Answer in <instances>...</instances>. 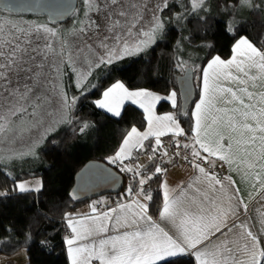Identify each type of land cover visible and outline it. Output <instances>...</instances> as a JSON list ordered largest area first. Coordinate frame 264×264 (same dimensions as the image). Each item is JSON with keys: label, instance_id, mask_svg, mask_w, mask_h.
<instances>
[{"label": "snow or ice", "instance_id": "6c2138e0", "mask_svg": "<svg viewBox=\"0 0 264 264\" xmlns=\"http://www.w3.org/2000/svg\"><path fill=\"white\" fill-rule=\"evenodd\" d=\"M84 3L87 6L85 16L88 22L79 27V33L89 47L95 44L105 50L107 55L100 57V63H111L116 58L142 51L154 42L157 33L163 29L162 20L154 15L150 29L139 33L143 39L132 45L125 39L126 33L136 26L133 15L136 5L131 0H84ZM203 3L204 0H191L192 10L201 9ZM0 6L9 12L14 7L11 0H0ZM163 6L167 7V0H164ZM157 10L163 11V8L158 7ZM93 11L97 14L95 19L88 15ZM226 27L232 30L230 25ZM56 35L55 28L48 24L29 25L0 19V134L8 131L16 122L39 123L47 102L51 73H59V64L53 58L59 56L62 59L65 55L63 45L59 52L54 47L52 38ZM233 53L232 59L228 61L219 56L214 57L207 68L213 69L215 66L219 69L212 73V79L219 80L224 69H231L235 65L234 72H224V78L234 83L235 88L217 87L210 83L209 72L203 70L201 96L193 113V140L208 155H202L200 149L193 147L191 155L196 162L192 166L197 171V177L191 184L178 191L170 190L166 182L162 184L163 202L158 220H153L148 214L146 202L152 200V194L144 189V185L166 169L157 165L148 173L146 166L136 165L132 168L124 165V160L130 156V146L142 150L144 146L141 141L149 136L156 138L155 146L150 148L149 159L154 161L158 154L167 156L166 150L160 153V137L169 129H172V135L179 137L185 135L184 130L179 127L174 114H155V105L162 97L147 89L129 90L123 83L117 82L103 92L102 99L95 101L97 108L105 109L114 116L120 115L125 100L139 103L146 114L148 130L141 133L133 127L123 140L120 150L109 158V163L121 166L122 171L140 177L138 190L134 194L131 188L128 190L130 197L134 195L137 198L138 211L131 216L113 217L110 213L116 212V209H111L102 213L98 222L91 224L82 223L70 214H65L67 227L71 230L65 238L71 264H92L93 260L99 261V264H186L184 257H194L195 264H264V247L260 245L248 221L231 223L239 219L242 209L247 210V204L235 187V182L230 176L218 177L204 166L213 165L214 161L209 159L213 156L231 163L232 154L225 153V145L220 142L213 148L198 139L203 128L223 118L212 113L215 107L217 113L225 112L227 128L235 131L239 125V128L248 132L260 133L259 139L264 142V50L258 49L247 37H241L234 44ZM178 64L184 66L182 61H178ZM78 87L83 88L79 83ZM176 97V91H171L163 99L176 108ZM218 99L223 104L238 102L242 106V110H235L239 112V118L227 115L225 109L216 103ZM63 100L65 104L75 103V98L69 101L64 96ZM86 128L87 124H84L79 131L82 133ZM256 139L257 136L252 135L249 143H254ZM189 147V144L176 143L177 149ZM42 187L39 180L35 181V185L14 180L11 190L18 193L39 192ZM190 189H194L198 195L189 196ZM8 194L0 191V196ZM72 198H76L74 193ZM92 211H96L95 207ZM109 221L114 222L118 234L98 241L90 240L94 235L107 233L109 229L106 222ZM120 228L131 230L119 232Z\"/></svg>", "mask_w": 264, "mask_h": 264}, {"label": "trees", "instance_id": "16d2710c", "mask_svg": "<svg viewBox=\"0 0 264 264\" xmlns=\"http://www.w3.org/2000/svg\"><path fill=\"white\" fill-rule=\"evenodd\" d=\"M239 1L209 0L210 10L207 14L202 17L190 16L186 20L187 44L191 47L204 45L203 54L190 59L188 66L194 73L195 99L198 95L197 77L209 59L214 56L227 59L231 55L233 43L240 37H247L259 49L264 48V12L259 8L249 10L247 17L234 26L232 33L227 30L226 20L237 12ZM180 12V4L170 2L161 12L162 17L168 19L162 35L137 56L93 69L88 79L90 87L83 94L81 90L74 89L72 75L68 74L66 80L75 97L71 120L49 132L35 149L29 150L22 165L11 167L0 161V191L9 193L0 196V257L25 250L27 264H69L65 244L69 228L65 214L71 215L81 205L69 199L76 172L89 161L103 162L120 172L109 163V158L117 153L133 127L143 130L146 126L143 112L132 104H126L121 114L113 117L99 110L95 101L117 81L128 89H147L163 96L171 91L177 93L175 78L179 74L176 71L175 46L180 31L173 24V17ZM4 14L13 18L41 19L39 16L13 15L0 11V15ZM68 83L64 84L65 88ZM191 106L182 116L179 104L172 108L167 101L162 100L156 111L173 112L186 139L191 136L193 128ZM84 124H87V128L81 133L79 129ZM170 140V137L163 139L165 142ZM147 146L151 147L152 141L149 140ZM158 157L159 154L146 166L148 172L153 171ZM171 158H166V161ZM120 173L124 177L121 192L102 196L110 204L128 198L124 188L130 182V176ZM31 178L40 179L43 185L41 191L18 193L11 190L14 180ZM162 178L163 174L153 176L144 185V189L152 194V200L148 201V212L154 218L158 216L163 202ZM131 184L135 186L136 180L131 178ZM183 259L186 264H195L191 257Z\"/></svg>", "mask_w": 264, "mask_h": 264}, {"label": "crops", "instance_id": "0c3cea01", "mask_svg": "<svg viewBox=\"0 0 264 264\" xmlns=\"http://www.w3.org/2000/svg\"><path fill=\"white\" fill-rule=\"evenodd\" d=\"M237 40H235V42L232 45L231 55L227 59H222V60L228 61L232 59L234 55L233 46L237 42ZM260 50H264V48ZM214 57L208 60V62L205 64L202 71L197 77L198 95L191 106V116L193 120V128H192L191 136L187 137L186 139H185V135L176 137L172 135V129H169L166 131L165 135L160 137V140L162 142V148H165V149L172 148L171 146L173 145H175L174 147L176 148L177 142H179V144L181 145L183 144L190 145V147L187 149L185 148L179 149L180 151H177V152L181 154L175 153L173 156H171L172 158L169 161H166V156L157 158L154 167L159 165L160 167L166 169V171L162 173L163 174V178L161 182L162 194H163L162 184L165 182L170 190L178 191L179 188L186 187L187 185L191 184L193 180H195L197 177V171L192 166V164L195 163L196 161L192 157L191 152L193 150V147L196 149H200V146L198 144H194V140H193V137L195 135L193 132V129L195 127V117L193 113L195 112V105L196 103L199 102L200 96H201V91H202V86H203V70H207L209 72L210 83H214L217 87L219 88H225V87L235 88L236 87L234 83H231L224 78V72H227V71L234 72L235 65H233L231 69H224L221 72V77L219 80L212 79V73L214 71H218L219 69H217L215 66L213 69H208L207 65ZM237 58L239 59V56H237ZM117 82H120V81H117ZM113 84H111L108 88H110ZM108 88H106L104 91H106ZM129 90H138V89H129ZM250 90L257 91L258 89H250ZM152 93L155 95L161 96L162 97L161 101L165 100L163 99V97H166V96L157 94L155 92H152ZM102 98H103V93L101 97L97 100H100ZM176 100H177V106H178L179 104L178 95L176 97ZM158 103L155 105V108H154L155 114L157 116H163L166 114H174L173 112L158 113L156 111V107ZM168 103L170 104V102ZM216 103L220 104V106L225 109L227 115H232V116H236L239 118V112L235 110L236 109L242 110V106L238 102H233L230 104H223V103H220L218 99ZM126 104H132L136 106L138 109H140L143 112L144 117L146 116L143 108L140 107L139 103L133 104L129 100H125L123 102L120 108V114L122 112L123 107ZM260 106L261 105H258L257 107H260ZM98 109L105 112L106 114L110 116L118 117V116H114L111 113L107 112L105 109H100V108ZM211 111L213 114H216L223 118L218 120L217 123L210 124V126L203 128L199 133L198 139H200L205 144L213 148L217 146L218 142L224 144L225 145L224 152L225 153L230 152L232 154L233 159L231 163H226L224 161H220L219 159L213 156V157H209V159L214 161L213 165L209 166L205 164L204 166L207 171H211L215 173H217V171H215V168L218 167L223 177L230 176L231 179L235 182V187L239 190V194L241 198L247 204V210L244 211L242 209L241 210L242 214L239 216V219L233 220L231 223L236 224V223H240L241 221H245V220L248 221L251 230L258 237L260 245L264 247V183H262V181H264V142H262L259 139V136L261 134L251 133L246 130H243L239 128V125L237 126V129L233 131L225 126V120H226L225 112L217 113L215 107H213ZM209 119H211V117H209ZM179 127L182 128L180 126V123H179ZM147 130H148V122L146 120L145 128L143 130H138V131L143 133ZM252 135H256L257 139L255 140L254 143H249V138ZM164 137H170L171 140L165 142L163 141ZM155 139L156 138L154 136H149L146 140L141 141V143L144 146L142 150H137V148L130 146L129 147L130 156L129 158L124 160V165H127L132 168H135L136 165H143V166L149 165L151 162V160L149 159V156L151 154L149 149L155 146ZM149 140L152 141L151 147L147 146V142ZM134 142H135V138H133V143ZM229 144L231 145L230 148L228 147ZM122 146H123V142L120 148ZM200 151L202 155L204 156L208 155L207 152H204L202 149H200ZM186 153L191 157V160L185 159ZM190 161H192V163H190ZM110 164L112 166H115L123 174L130 176V182L128 181L127 190L125 192L128 195V190L129 188H131L134 194L138 190V187H139L138 180L140 179V177L134 176L132 172L122 171L121 166H118L117 164H112V163ZM151 172L152 171H149L148 173H151ZM131 178L136 180L135 186H132ZM188 195L193 196V195H198V194L195 192L194 189H190L188 190ZM136 199L137 198L134 195L131 197L128 195V198L123 200L122 202H119L116 204H110L108 199L104 197L96 198V199L87 201L79 205L75 209V211L71 214V216L85 224H91L94 221L98 222L101 217V214L109 212V210L111 209H116V212L110 213L111 216L113 217L117 215H120L122 217L125 215L131 216L132 213L138 211L137 206H136ZM146 203H148V201ZM120 205H124L126 207H119ZM93 207H95L96 209L95 212L92 211ZM152 218L153 220H158V216L155 218L154 217ZM106 224H107L109 231L107 233H101L99 235H94L93 237L90 238V240L98 241L101 238H107V236L118 234V232L114 229V222L109 221V222H106ZM126 230L130 231L131 229L120 228L119 232H123ZM70 232L71 230L69 229L67 236L70 235ZM88 242L89 241H82V243H88ZM67 254H68V251H67ZM191 258L193 259L195 263L194 257H191ZM68 260H69V264H71V258L69 257V255H68ZM0 263L1 264H27L26 252L25 250H20L14 255L2 256L0 257ZM92 264H99V261L93 260Z\"/></svg>", "mask_w": 264, "mask_h": 264}, {"label": "rangeland", "instance_id": "374dc122", "mask_svg": "<svg viewBox=\"0 0 264 264\" xmlns=\"http://www.w3.org/2000/svg\"><path fill=\"white\" fill-rule=\"evenodd\" d=\"M131 2L136 5V8L133 9L136 26L131 28L130 32L126 33L125 39L129 44L134 45L137 41L143 39V37L139 35L140 31H147L153 25L154 15L162 20L163 28L164 24L168 22V19L162 17V11L157 10L158 7L163 8V10L166 8L163 6L164 0H131ZM170 2H178L181 7V12L173 17V24L180 31V37L175 46L176 71L178 74H182L184 69L189 66L190 59L199 57L203 54L202 49L204 47L203 44L197 45L196 47H191L187 44L185 31L186 20L190 16L202 17L207 14L210 10L209 0H204L202 8L196 11L192 10L191 0H167V5ZM253 8H259L264 12V0H248V2L240 0L237 12L226 20L227 26L230 25L232 29L229 31L227 28V30L232 33L234 26L239 21L244 20L247 17V12ZM86 11L87 6L85 5L84 0H78L77 9L73 15V19H70L68 22L61 25H52L44 17H40L41 19H25L13 18L5 14L0 15V19H9L20 24H48L49 27H54L57 32V35L52 38L54 47L57 52H59L61 50V46L63 45L65 53L62 59L59 56L53 58L59 64V73L57 74L55 71H52L51 73V79L47 86V102L44 105L39 123L27 121L26 123L21 124L20 122H16L8 131L0 134V161H2V163L11 167L19 166L20 164L22 165L25 163V158L27 157L25 154L29 153V150L31 151L33 148L35 149L49 132L54 131L60 125H63L71 120L74 104H65L63 100L64 96H66L69 101L75 98L72 95L69 83L66 80L68 74L72 75L74 89L83 90L84 92L90 87L88 79L93 69L109 65L126 57L137 56L153 44V42L148 44L142 51L135 54L124 55L122 58H116L111 63H100V57L102 55H107L105 50L96 47L95 44H92V46L89 47L79 33V27L83 24H87L88 22V17L85 16ZM88 15L95 19L97 14L93 11L88 13ZM125 27L127 29L128 25ZM161 35L162 31L157 33L154 42ZM178 61H182L184 66H179ZM194 71L197 72L196 67H194ZM81 76H84V79H81ZM66 82L68 83L67 88L64 86ZM78 83L81 84L83 88L78 87ZM164 150L169 153L170 149L161 148L160 153ZM161 157L164 156L159 155L158 158ZM37 180L40 181L39 178H31L23 181H27L29 184L35 185V181ZM124 190H127V184Z\"/></svg>", "mask_w": 264, "mask_h": 264}, {"label": "water", "instance_id": "95a60500", "mask_svg": "<svg viewBox=\"0 0 264 264\" xmlns=\"http://www.w3.org/2000/svg\"><path fill=\"white\" fill-rule=\"evenodd\" d=\"M11 5H14L11 12L2 6L0 11L13 15L44 17L50 24L61 25L75 14L78 0H11ZM175 82L180 114L183 116L196 97L193 69L186 67L182 74L176 76ZM123 186L124 177L120 172L103 162L89 161L76 172L69 199L74 204H82L104 195L118 194ZM73 193L76 198H72Z\"/></svg>", "mask_w": 264, "mask_h": 264}, {"label": "built area", "instance_id": "2783aa9c", "mask_svg": "<svg viewBox=\"0 0 264 264\" xmlns=\"http://www.w3.org/2000/svg\"><path fill=\"white\" fill-rule=\"evenodd\" d=\"M170 150H169V153L167 154V156L168 157H171V156H173L175 153H177V151H180L179 149H176V148H169ZM167 156H166V158H167ZM185 156H187L188 158V160H191V157L186 153V155ZM215 171H217V175L219 176V177H223V175H222V173L219 171V168L217 167V168H215Z\"/></svg>", "mask_w": 264, "mask_h": 264}]
</instances>
